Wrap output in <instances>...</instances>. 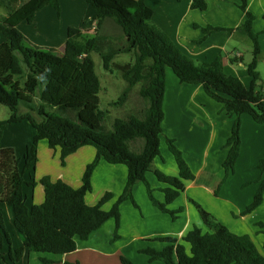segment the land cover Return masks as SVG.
Here are the masks:
<instances>
[{"label":"trees","instance_id":"trees-1","mask_svg":"<svg viewBox=\"0 0 264 264\" xmlns=\"http://www.w3.org/2000/svg\"><path fill=\"white\" fill-rule=\"evenodd\" d=\"M18 1L19 5L15 6ZM86 1L94 9L92 20L97 28H101L107 19L112 20L126 38L125 44L115 48L109 36L99 32L88 35L71 26L67 30L63 52L36 48L18 26L22 22L32 23L37 11L46 6L55 8L60 15V0H0L8 8V13L0 17V32L5 37L0 43V103L11 110V116L0 129V264L6 261L3 251L6 241L11 243L2 213L3 203L12 206L14 225L25 236L22 247L9 250L14 262L26 251L73 252L77 249V237L87 240L110 218H114L116 224L111 241H116L120 237V205L131 200L139 207L133 193L138 182H143L154 206L173 220L178 218L183 208L170 209L168 205L185 191L184 180L194 179L195 174L175 140L163 131L166 68H171L181 83L202 85L211 98L222 103L224 111L235 116L231 135L224 144L228 154L223 162L225 174L219 187L235 171L242 145V114L247 113L255 122L264 123V92L258 84L260 33L253 28L255 16L247 8L248 0H241L239 4L247 16L239 28L246 30L253 42V57L247 64L252 77L249 87L239 77L224 71L222 55L206 61L185 54L153 22V10L146 0ZM207 7L205 0L192 2V8L205 10ZM201 29L204 35L199 42L214 32L234 30L212 25ZM104 48L106 50L102 52ZM94 52H102L104 68L120 70L128 84L113 105L122 106L130 88L138 83H141L139 94L149 102L148 108L140 115L116 117L112 129L108 130L102 124L106 111L101 105V81L92 55ZM120 53H133L134 60L114 62V57ZM24 120L32 124L35 134L26 148L21 169V160L15 149L2 147L1 136L9 125ZM162 136L178 165V176L166 174L154 165L155 158L162 156ZM41 140H47L51 149H60L62 165L79 148L86 145L96 148L95 158L84 170L81 186L73 187L61 179L54 181L49 175L39 181L25 179L26 171L37 161V147ZM102 159L128 168L124 190L109 210L103 205L114 197L112 192H105L96 204L86 202V195L93 190L92 175ZM257 168L260 176L242 185L259 183L253 201L242 215L252 212L264 201V155ZM148 172L166 184L160 188L165 194L164 202L155 197L147 178ZM37 183L43 185L45 198L42 203L30 206L24 186H36ZM189 200L196 206L207 231L194 225L180 239L174 236L154 238L166 245L162 249L141 248L140 252L148 255L150 261L160 260L165 264H264V255L250 235L231 231L198 201L191 197ZM257 225L264 231L263 222ZM120 260L122 264H135L123 255ZM41 261L44 264H82L46 257H41Z\"/></svg>","mask_w":264,"mask_h":264},{"label":"crops","instance_id":"crops-1","mask_svg":"<svg viewBox=\"0 0 264 264\" xmlns=\"http://www.w3.org/2000/svg\"><path fill=\"white\" fill-rule=\"evenodd\" d=\"M205 1L208 5L205 10L192 8L193 0H146V4L153 10V22L185 54L194 59L206 61H213L222 55L224 71L239 77L249 87L252 77L248 73L247 64L253 57V42L247 31L239 28L247 18L246 13L239 7L241 0ZM60 5V15L55 8L46 6L37 11L32 23L19 24V29L31 45L41 49L44 46L54 47L58 53H61L64 51L69 27H77L82 31L90 29L93 25V28H96V22L92 20L94 9L86 0H60ZM247 8L255 16L254 30L260 33L258 84L264 92V0H248ZM196 24L198 27L195 26ZM107 25L115 26L112 20L107 19L98 31ZM208 25L234 28V30L214 32L203 42H199L204 35L201 28ZM4 40L5 37L0 32V43ZM169 69L171 68H166V93L163 102L165 115L162 127L164 134L175 140L195 174L194 179L184 180L185 191L168 205L170 209L183 208L178 218L173 220L169 214L161 212L154 206L145 185L143 182H138L133 188V193L139 207H136L131 200H126L120 205L121 222L118 231L120 237L116 241H111L116 224L115 219L110 218L99 229L93 231L87 240L77 237V249L73 252L53 254L26 251L19 260L14 262L9 255V250L22 247L25 236L14 225L12 206L3 203L1 208L4 222L11 237V243L6 241L3 249L6 256L3 264H44L41 257L62 262L79 261L82 264H115L113 258L128 252L135 253V258L140 257L141 254L145 255L142 258V264H165L160 260L150 261L148 255L141 253L140 249L149 246L162 249L166 243L154 238L174 236L180 239L194 225L207 231L196 206L189 197L198 201L231 231L250 235L264 255V231L257 225L258 222L264 223V201L252 212L241 214L253 201L259 187V183L256 182L246 187L242 185L245 181L260 176L257 164L264 155V123L255 122L247 113L242 114V145L235 171L219 187L225 174L223 162L228 154V148L224 147V144L231 135L235 116L224 111L222 103L211 98L202 85L181 83L172 69L175 77L170 74ZM170 81L172 89H170ZM131 98L132 96L128 97L124 106ZM148 106L147 100L146 108ZM131 114L135 113L131 112ZM10 116L9 107L0 103V129ZM34 134V127L27 120L9 125L2 133L1 146L15 149L17 157L21 160V169L24 153L32 142ZM160 147L162 156L155 158L154 165L166 174L178 176V165L168 149L164 136L161 137ZM163 148L167 149L166 156L162 151ZM95 156L96 148L86 145L69 155L65 164L62 165L60 149H51L47 140H41L37 147V161L26 171L25 179L31 181L32 178L39 181L42 177L49 175L54 181L61 179L77 188L82 184V176L87 164ZM168 164L169 171L166 169ZM216 166L218 167L215 174L213 169ZM240 174L243 177L237 181V188L235 190L230 188L229 191L231 179ZM127 175L126 165L110 164L102 159L92 175L93 190L98 180L102 183V190L98 197H94L88 203L89 192L86 195V202L90 205L96 204L105 192H112L114 197L103 205L105 210H109L123 192ZM147 178L154 189L155 197L164 202L165 194L160 188L165 187L166 184L159 182L152 172L147 173ZM216 189H218L217 193ZM24 191L28 196V205L44 201L45 193L42 184L25 185ZM258 244L262 245V249ZM187 249L189 250L188 245Z\"/></svg>","mask_w":264,"mask_h":264},{"label":"rangeland","instance_id":"rangeland-1","mask_svg":"<svg viewBox=\"0 0 264 264\" xmlns=\"http://www.w3.org/2000/svg\"><path fill=\"white\" fill-rule=\"evenodd\" d=\"M19 3H20V1L15 3V6L19 5ZM7 13H8V8L3 3L0 2V17L2 15H6ZM93 26L90 27V29H88V30H84L83 32L88 34V35H92L95 32H99L100 34H102L104 36H109V38L112 39L113 45L115 48H118V47L122 46L123 44H125L126 38L118 30V28L115 27L114 25H112L111 27L110 26L108 27V25H107L106 27H104L103 29H101L99 31H98V28L96 26V23H95L96 28H93ZM42 49H45V50L49 49V50H52V51L58 53L54 47L52 48L49 46H44ZM105 50L106 49L104 48L102 52H104ZM102 52H94L92 55H93V58L95 60L96 70L98 72V75H99L100 81H101V91H100V97H101V101H102L101 105H102L103 110L106 111V118L104 119L102 124H103V128L105 130H108V129H112L113 120L116 117H123L124 118L126 115L131 114V112L140 115L144 110H146L147 99L141 97V95L139 94V86L141 85V83H138L135 87L130 88L131 91L129 92V96H132V98L129 100L128 103H126L127 105L124 106L125 103L122 106H116V105L112 104L114 101H116L119 98L120 94L128 86H127V82L123 79L122 72L120 70L114 69L113 71H110V70H106L104 68L103 60H102ZM133 60H134V54L133 53H120L114 57V62H116V63H127V62H132ZM169 72L171 75H173L175 77V75L172 73L171 69H169ZM169 83H170V89H172V82L170 81ZM162 151L165 155V153L167 152V149L163 148ZM169 166L170 165L168 164V166L166 168V169H168V171L170 170ZM217 167L218 166H216L213 169V172L215 174L217 172L216 171ZM241 177H243V176L240 174V175H237L236 177L231 179L230 185H229L230 187H228L229 191H230V188L234 189V190L237 188V185H238L237 181ZM101 190H102V183L98 180L95 183L94 190L89 193L87 202L89 203L90 201H92V199H94V197H98ZM257 241H259V240H257ZM258 246L260 249H262L261 244H258ZM134 255H135V253L128 252V254L126 253L123 256L129 258L135 264H142V258H144L145 255L141 254V255H139L140 257H138V258L137 257L135 258ZM114 260H115V264H122L120 257H118V258L115 257V258H113V261Z\"/></svg>","mask_w":264,"mask_h":264}]
</instances>
